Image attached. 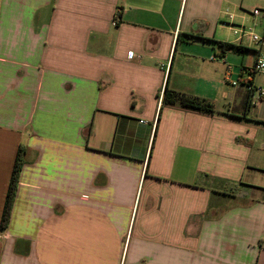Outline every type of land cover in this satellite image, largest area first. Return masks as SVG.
Returning <instances> with one entry per match:
<instances>
[{"label": "crops", "instance_id": "0c3cea01", "mask_svg": "<svg viewBox=\"0 0 264 264\" xmlns=\"http://www.w3.org/2000/svg\"><path fill=\"white\" fill-rule=\"evenodd\" d=\"M238 7L264 0H0V264H264L260 48ZM167 82L216 113L163 105Z\"/></svg>", "mask_w": 264, "mask_h": 264}, {"label": "trees", "instance_id": "16d2710c", "mask_svg": "<svg viewBox=\"0 0 264 264\" xmlns=\"http://www.w3.org/2000/svg\"><path fill=\"white\" fill-rule=\"evenodd\" d=\"M183 36L185 37L186 41H191L194 38H201L192 35H183ZM178 40L180 41V37ZM213 42L217 44L218 48L223 54L228 52H234L240 54L243 53L245 50H247V48L245 47L235 45L232 43L217 42V41H213ZM162 102L163 105L179 106L184 109L194 110L206 114L213 115L216 113V107L214 103L211 102L210 100L175 91L169 87L168 82L164 89ZM23 166H24V149L20 147L16 156L11 180L7 191L6 201L4 205V211L1 221V227L3 229H5L10 222L11 210L16 195L17 184L19 182V177L23 169Z\"/></svg>", "mask_w": 264, "mask_h": 264}, {"label": "built area", "instance_id": "2783aa9c", "mask_svg": "<svg viewBox=\"0 0 264 264\" xmlns=\"http://www.w3.org/2000/svg\"><path fill=\"white\" fill-rule=\"evenodd\" d=\"M252 15L255 17H259V16H264V11L259 9V8H255L252 10ZM233 17L231 16V19ZM235 28V34L240 35L241 38L247 36L253 43H255L256 45L259 46L260 48V52H259V57L257 59L256 65L253 69L254 73H262L264 74V35L260 36L257 34H254L251 31H248L245 27H234ZM237 82H234L233 85H236ZM248 88L251 92H255L256 96L258 98H264V89L261 87H256V85H254L253 83L249 82L248 83Z\"/></svg>", "mask_w": 264, "mask_h": 264}, {"label": "rangeland", "instance_id": "374dc122", "mask_svg": "<svg viewBox=\"0 0 264 264\" xmlns=\"http://www.w3.org/2000/svg\"><path fill=\"white\" fill-rule=\"evenodd\" d=\"M242 0H236V2H238V4H240ZM239 11L237 12L238 14H245L247 16L246 20H240L238 18H235L236 21H240V22H244V24H237V26H241V27H245L248 31L253 32L254 34L260 35L262 36L263 34H261V26H257L254 24V16L252 15V10L250 12H247L244 9H241L240 7H238ZM262 10V9H261ZM248 11V10H247ZM264 11V10H263ZM233 13V12H232ZM233 81H236V78L233 79ZM232 82L228 83L229 87H232ZM244 84H242L241 82L239 83V86H243ZM255 85L256 87H261L264 89V74L262 73H257L256 75V80H255ZM240 87H237V89Z\"/></svg>", "mask_w": 264, "mask_h": 264}]
</instances>
